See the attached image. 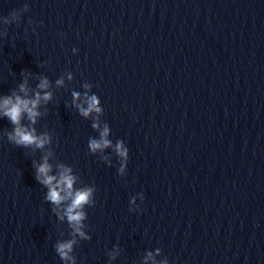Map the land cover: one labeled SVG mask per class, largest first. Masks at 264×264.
<instances>
[{
  "label": "clouds",
  "instance_id": "1",
  "mask_svg": "<svg viewBox=\"0 0 264 264\" xmlns=\"http://www.w3.org/2000/svg\"><path fill=\"white\" fill-rule=\"evenodd\" d=\"M29 11V5L25 3L21 9H14L8 16L0 17V25H11L19 23L22 14ZM31 24L32 22L29 21ZM7 27L0 30V36L7 37ZM77 50L74 48L73 52ZM24 77L22 83L18 85V90H14L9 95L0 96V118H7L11 124V129H5L3 135L7 137L8 142L17 147L26 149H46L51 145L52 136L49 132H39L35 125L38 119L44 115L41 106L47 105L53 98L50 91L51 82L47 76L37 77L38 83L35 89L29 87L28 78L33 74L22 71ZM71 80L72 74L69 72L68 77ZM57 87H62L64 79L60 78L55 81ZM85 91L72 92V104L78 110V113L84 118H93L92 128L98 131L99 136L88 139V150L92 155L101 154V159L111 166V158L104 155L107 149H111L119 161L118 174L124 176L127 171L129 159V149L123 140H117L115 143L110 136V127L107 123L101 127L100 117L104 113L101 101L96 94L89 95L92 85L85 83ZM54 157L52 150L45 151L39 163L33 161L36 181L44 186L47 191L44 200L52 205V211L60 221H65L71 229V239L58 241L55 245V251L64 264H76V258L72 255L74 245L77 243L75 237L88 240L90 237L85 232L84 221L87 219L86 207H94L96 187L95 185H83L76 187L78 177L73 173L71 166L60 163L53 165L49 162ZM141 200H144V194L139 193ZM130 204H135V199L130 200ZM131 211V209H129ZM160 249L156 250L159 255ZM119 250L108 253L110 259H115ZM157 264L153 252L149 251L143 258V264ZM159 264H169L167 258L160 261Z\"/></svg>",
  "mask_w": 264,
  "mask_h": 264
}]
</instances>
